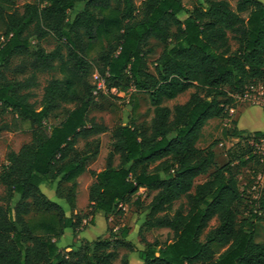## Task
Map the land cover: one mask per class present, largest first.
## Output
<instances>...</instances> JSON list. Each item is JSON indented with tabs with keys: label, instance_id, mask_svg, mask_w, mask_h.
Masks as SVG:
<instances>
[{
	"label": "trees",
	"instance_id": "trees-1",
	"mask_svg": "<svg viewBox=\"0 0 264 264\" xmlns=\"http://www.w3.org/2000/svg\"><path fill=\"white\" fill-rule=\"evenodd\" d=\"M48 36L63 43L65 55L60 46L49 53L34 49L33 42ZM0 38V134L28 130L32 137L30 146L6 154L0 172L5 189L0 264H114L119 247L127 250L121 264H129L133 252L143 264H264V241H256V224L264 223V190L248 202L239 184L240 170L252 178L263 171L250 142L264 134L225 130L238 142L222 166L216 165L212 147H198L209 121L229 118L235 95L264 84L261 1L237 0L233 8L227 0H209L188 8L183 0H142L140 7L134 0H34L19 12L15 0H0ZM152 40L156 45L150 46ZM156 47L161 51L151 72L149 57ZM94 48L91 64L85 55ZM12 60L19 64L8 78L4 71ZM41 70H56L60 77L48 81L36 109L31 90ZM93 73L108 91L132 88L147 95L153 108L148 130L129 123L111 131L106 165L99 172L87 168L98 142L93 153L77 151L79 140L108 131L88 116L97 89L89 81ZM190 89L183 104L163 105ZM60 104L70 108L48 124ZM85 172L93 180L91 216L142 207L143 190L150 198L143 227L167 229L171 240L140 237L145 246L137 250L123 227L106 239H81L78 261L77 253L65 254L58 242L82 219L67 216L40 187L74 184ZM202 176L207 178L196 184ZM183 198L186 203L174 209ZM65 201L75 208L70 194ZM33 209L42 212L39 218L29 217ZM213 221L218 225L201 239ZM213 245L222 252L216 254Z\"/></svg>",
	"mask_w": 264,
	"mask_h": 264
},
{
	"label": "rangeland",
	"instance_id": "rangeland-1",
	"mask_svg": "<svg viewBox=\"0 0 264 264\" xmlns=\"http://www.w3.org/2000/svg\"><path fill=\"white\" fill-rule=\"evenodd\" d=\"M34 0H15L16 8L19 12H22L23 6L27 3H32ZM142 0H134L136 7H140ZM209 0H183V4L191 8L194 4L201 2L206 3ZM230 5L234 8L237 0H227ZM264 4V0H259ZM79 9V7H77ZM1 40V38H0ZM34 49H42L44 52H52L56 47H63V43L57 42L53 37L48 36L40 42H33ZM156 45L155 41H151L150 46ZM161 51L160 47L154 49V53L149 57V69L153 72V61L157 58ZM32 50L30 53L32 54ZM97 49H91L86 53V59L94 64L97 56ZM63 55L66 54V49H62ZM30 54V55H31ZM19 64L18 60H12L11 65L4 72L8 78L13 77V69ZM58 62H55L57 65ZM95 74L93 73L89 77V81L93 86L97 87L98 81L96 80ZM59 73L54 71H38L37 72V85L31 90L32 98L30 102L35 106L36 109L40 108L43 88L52 78H59ZM190 89L186 93L180 95L172 101H164L163 105L172 108L176 104H183L186 102L193 92ZM246 92L249 93V97L252 99H260V94L264 92V84H260L255 87H251ZM245 92V93H246ZM94 102L90 107L88 112L89 118L95 119L97 123H100L107 127L108 131L97 137L90 138L86 141L79 140L77 145V151L81 154L93 153L96 149L97 142L99 143L98 152L94 157L88 162L87 168L90 171L99 172L106 165V157L110 150V133L111 131L120 125H126L129 123H134L142 130H148L150 121L153 117V108L150 105L147 95L143 93H135L134 90L127 89L124 92L108 91L106 86H102L98 91L93 92ZM245 95V94H244ZM244 95H235V107H240L241 105L255 106L251 101V98H247L246 101H242ZM116 97V98H114ZM257 101V100H256ZM132 103L133 107L128 106ZM69 106L60 104L55 108L48 116L47 123L55 124L63 118ZM232 108L231 111L234 109ZM230 111V112H231ZM235 118V114L233 116ZM225 120H211L203 130V135L198 143V147L205 149L212 147L215 153V163L217 166H221L226 162V155L228 150H233V146L236 141L229 139L224 133L225 131ZM32 142V137L30 131L21 132H2L0 134V172L2 168L6 165L5 156L9 151L18 152L24 146H30ZM87 144V146H86ZM251 146V145H250ZM232 153H235L232 152ZM212 171V169H211ZM210 171V172H211ZM239 184L241 190L244 194V200L249 202V199L255 200V191L252 189L255 185L256 178H252L246 169L240 170ZM207 176H202L196 180L197 183H202ZM92 178L88 172L81 175L74 184H69L65 182L55 181L51 184H47V187H42L41 191L44 193L46 198L52 202L57 203L61 206L66 215L74 219H82L80 227L76 230H66L64 232V237L58 242V247L64 250V253H77L74 257L75 261L80 259V254L83 251L81 239V234L84 232L86 237L90 241L97 239H106L110 232L114 234L118 233L123 227L129 229V236L127 241L134 240V243L138 245V249L144 248V243L141 242L140 237L144 238L148 242L158 241L160 243H165L171 240V233L167 229H152L146 230L143 225L146 218L145 207L150 202V198H145L143 190L140 191L142 198V207L136 206H124L123 214L113 213L108 216H97V224L95 223V215L91 216L88 210V193L89 188L92 183ZM70 194L75 201V208L71 209L65 201V197ZM5 189L0 185V205L4 203ZM186 200L183 198L176 202L174 209H177L181 205H184ZM247 213V212H246ZM42 212L33 209L29 217L39 218ZM217 222L213 221L210 223L209 227L203 232L201 239H203L207 233L217 226ZM257 236L256 241H264V223L257 222L256 224ZM213 251L217 254L222 252V247L218 245L212 246ZM127 250L124 247H119L117 250V259L114 264H121V258L126 255ZM83 264V263H80ZM130 264H134L133 259H131Z\"/></svg>",
	"mask_w": 264,
	"mask_h": 264
},
{
	"label": "crops",
	"instance_id": "crops-1",
	"mask_svg": "<svg viewBox=\"0 0 264 264\" xmlns=\"http://www.w3.org/2000/svg\"><path fill=\"white\" fill-rule=\"evenodd\" d=\"M233 114H235V118L232 117ZM225 122H226L224 124L225 130L237 129L238 131L245 132L248 135H252L256 132H260V133L264 134V109L262 106H259V105H255V106L241 105L240 107H237L236 109H234L233 111L230 112L229 118H227L225 120ZM208 124H210V121ZM227 137H229V136H227ZM229 139L235 140L236 143L238 142L237 138L229 137ZM226 157H227V155H226ZM226 162H227V159H226ZM246 172L249 173L248 171H246ZM260 175L262 176V179L264 181V169L260 173ZM42 187H47V184L42 185L40 187V190ZM97 216H104V215L103 214H96L95 215V223L96 224H97V222H96ZM84 236H85V233L83 232L81 234V237H77V238L78 239H80V238L85 239L86 237H84ZM63 237H64V235L61 237V239ZM88 241H90V240H88ZM131 242L135 245L136 248H138V245L134 243V240H132ZM138 250H141V249H138ZM131 259H133L134 264H143V262L141 260H139L136 252H133V253L128 255V263L129 264H130Z\"/></svg>",
	"mask_w": 264,
	"mask_h": 264
},
{
	"label": "built area",
	"instance_id": "built-area-1",
	"mask_svg": "<svg viewBox=\"0 0 264 264\" xmlns=\"http://www.w3.org/2000/svg\"><path fill=\"white\" fill-rule=\"evenodd\" d=\"M94 76H95L96 80L98 81L97 89H96L98 91L102 86H104V82L101 79H99L97 74H95ZM112 91H115V93H116L115 89H113ZM249 93L250 92L245 93L244 98L243 97L241 98L242 101H244V100L246 101L247 98L248 99L251 98V97H249ZM251 101L253 104L262 106L264 109V92H262L260 94V99H258V98L252 99L251 98ZM250 145L252 146L254 153L259 157L260 162L264 163V137H261L259 139L254 140V141H251ZM252 189L256 193L254 198L255 199L260 198L261 194L264 190V181H263L262 176L260 174L256 177V182H255V185L253 186Z\"/></svg>",
	"mask_w": 264,
	"mask_h": 264
}]
</instances>
